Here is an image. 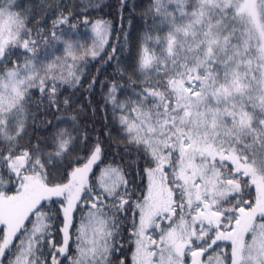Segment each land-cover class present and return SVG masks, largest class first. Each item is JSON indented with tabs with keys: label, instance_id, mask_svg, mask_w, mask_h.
<instances>
[{
	"label": "snow or ice",
	"instance_id": "obj_1",
	"mask_svg": "<svg viewBox=\"0 0 264 264\" xmlns=\"http://www.w3.org/2000/svg\"><path fill=\"white\" fill-rule=\"evenodd\" d=\"M17 7L0 0V21H7L0 25V65L13 47L31 54L0 74V264H63L77 212L84 214L71 264H129L116 256L128 213L131 264H264V0H155L169 30L161 56L140 60L142 73L157 75L132 102L136 115L121 117L119 138L137 154L127 164H105L101 142L73 135L76 129L60 131L52 151L20 144L28 90L38 87L55 103L57 79L79 82L80 46L65 40L62 63L38 64L37 41ZM92 32L84 55L95 57L107 43L106 22L96 21ZM52 39H59L54 31ZM130 168L147 178L139 196ZM6 183L14 194L3 190ZM60 213L57 247L48 237ZM222 242L229 250L218 251Z\"/></svg>",
	"mask_w": 264,
	"mask_h": 264
},
{
	"label": "trees",
	"instance_id": "obj_2",
	"mask_svg": "<svg viewBox=\"0 0 264 264\" xmlns=\"http://www.w3.org/2000/svg\"><path fill=\"white\" fill-rule=\"evenodd\" d=\"M16 3L18 7L14 8V11L24 13L27 28L30 29V38L37 41L36 60L43 57L47 59L53 52L54 61L59 58L62 63L66 55L63 43L65 40L80 46L77 52L79 64L75 70L79 82L73 84L57 79L55 103H51L38 87L34 86L28 90L30 98L26 105L25 134L20 144H48L52 147L46 150L52 151L54 137L60 131L76 129L73 135H87L93 144L97 140L101 142L105 164L113 160L127 164L136 159L137 154L126 151L125 140L119 138L123 135L121 117H133L132 102L138 99L137 94L156 77L153 74L151 77L147 76L139 70L145 40L146 50L150 51L152 44L159 41L168 30V25L162 22L155 12V0H16ZM61 17H67V22L57 24L53 28L54 22ZM85 20L89 23L85 24ZM98 20L107 24V43L97 56L84 55L85 49L93 48L95 37L92 25ZM53 31L59 39H52ZM11 51L14 55L6 64L0 65V74L14 65L23 66L31 56L26 54L22 47H13ZM54 71L57 75L61 72L66 74L64 70ZM48 82L50 84L51 80ZM78 154L83 155L82 152ZM140 163L143 166V162ZM105 164L100 165V168ZM99 171L97 168V175ZM128 171L132 173L130 179L135 181L130 187H133L135 195L139 196L146 191L147 178L142 180L136 168H130ZM3 190L12 195L16 188L6 183ZM252 192L254 196V188ZM83 214H75L74 227L70 229L73 235L69 242V257H59L63 264H71V260L76 256L75 233ZM123 215L122 213L121 216ZM127 215L129 219L121 222V227L125 230L117 238L120 246L116 256L121 260L127 257L131 264L135 245L130 239L131 213ZM26 226L29 229L32 227L31 224ZM62 227L63 216L60 213L49 229V243L54 242L57 247L60 246L63 241ZM15 243L18 245L20 241L16 240ZM49 250L43 248L45 255ZM221 250H229L228 242H222L218 251ZM12 253H16L15 248ZM10 259H15V256H10ZM188 259L190 261V257Z\"/></svg>",
	"mask_w": 264,
	"mask_h": 264
},
{
	"label": "rangeland",
	"instance_id": "obj_3",
	"mask_svg": "<svg viewBox=\"0 0 264 264\" xmlns=\"http://www.w3.org/2000/svg\"><path fill=\"white\" fill-rule=\"evenodd\" d=\"M171 10V9H170ZM13 11H14V9H13ZM5 23H7V21L5 20V21H0V25H2V24H5ZM169 30V29H168ZM168 30L166 31V33L161 37V39L159 40V41H156L155 43H153L152 44V46L150 47V51H145L146 50V45H147V41L145 40V43H144V50H143V53H142V55H141V58L143 57V56H145V55H148V56H154V57H160L161 56V54H162V50H163V47H164V45H163V43H162V40H163V38H165L166 36H167V34H168ZM54 54H53V52H52V55L51 56H49V57H47V59L46 58H44L43 57V59H41V60H36V62L38 63V64H44V65H47V64H50V63H52L53 61H54ZM141 60V59H140ZM68 64L69 65H71L72 63H73V61L70 59V58H68ZM78 64H79V62H78V60H76L75 61V68H74V71L76 70V68L78 67ZM61 70V69H60ZM65 72H66V70H64ZM40 74L43 76L44 75V72H43V70H41V72H40ZM145 75H147V76H150L151 77V74H153L154 76H156L157 74L156 73H144ZM65 75H67V72H66V74ZM77 76V75H76ZM132 114H133V117L136 115L134 112H132ZM125 116H127V115H125ZM128 117V116H127ZM153 238L154 239H158V235H156V236H153ZM135 251V250H134Z\"/></svg>",
	"mask_w": 264,
	"mask_h": 264
}]
</instances>
